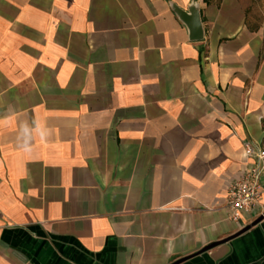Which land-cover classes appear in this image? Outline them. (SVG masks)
I'll return each instance as SVG.
<instances>
[{
    "label": "crops",
    "instance_id": "1",
    "mask_svg": "<svg viewBox=\"0 0 264 264\" xmlns=\"http://www.w3.org/2000/svg\"><path fill=\"white\" fill-rule=\"evenodd\" d=\"M248 140L264 0H0V264H264Z\"/></svg>",
    "mask_w": 264,
    "mask_h": 264
},
{
    "label": "built area",
    "instance_id": "2",
    "mask_svg": "<svg viewBox=\"0 0 264 264\" xmlns=\"http://www.w3.org/2000/svg\"><path fill=\"white\" fill-rule=\"evenodd\" d=\"M245 153L249 159L248 167L230 183L227 191L226 207L234 221L246 212L255 217L264 215V147L248 140Z\"/></svg>",
    "mask_w": 264,
    "mask_h": 264
},
{
    "label": "water",
    "instance_id": "3",
    "mask_svg": "<svg viewBox=\"0 0 264 264\" xmlns=\"http://www.w3.org/2000/svg\"><path fill=\"white\" fill-rule=\"evenodd\" d=\"M173 7H174L176 13L178 14V16L180 17V19L188 26V28L190 30L191 39L193 41H202L205 37V30H204V25H203V22L201 19V12H200L199 4L194 2L188 10H184L177 5H174ZM263 219H264V215L261 216L253 225L258 224ZM249 228H251V226L246 228V230H248ZM246 230H244V231H246ZM227 241H229V239L223 240L221 242H215L213 244L206 246L202 251H208L211 248L219 245L220 243H224ZM184 259H186V258H184ZM184 259H181L177 262H174L173 264H179L182 261H184Z\"/></svg>",
    "mask_w": 264,
    "mask_h": 264
}]
</instances>
